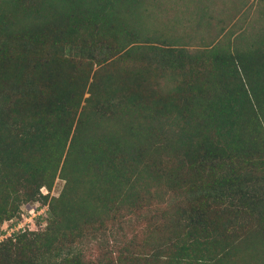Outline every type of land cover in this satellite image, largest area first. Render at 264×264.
Instances as JSON below:
<instances>
[{
  "label": "trees",
  "instance_id": "trees-1",
  "mask_svg": "<svg viewBox=\"0 0 264 264\" xmlns=\"http://www.w3.org/2000/svg\"><path fill=\"white\" fill-rule=\"evenodd\" d=\"M139 1L4 0L22 9L35 43L44 27L59 22L69 67L54 72L42 56L29 75L22 62L7 75L8 86H0V237L22 201L47 200L41 189L66 180L49 203L44 230L27 226L0 239V264H246L248 257L264 264V26L247 45L241 37L194 50L150 39L132 45L138 34L125 12ZM16 23L0 17L1 36L17 30ZM86 28L113 39L77 46ZM134 51L151 52L155 67L184 96L143 101L139 83L115 88L114 75L101 70L88 87L95 64ZM14 54L24 58L0 49V62ZM134 78L147 79L141 69ZM162 159L174 172L162 168ZM186 189L191 197L167 212L161 244L141 256L122 245L105 251L101 263L87 257L82 242L105 213L123 207L131 213L151 194L164 198Z\"/></svg>",
  "mask_w": 264,
  "mask_h": 264
},
{
  "label": "rangeland",
  "instance_id": "rangeland-1",
  "mask_svg": "<svg viewBox=\"0 0 264 264\" xmlns=\"http://www.w3.org/2000/svg\"><path fill=\"white\" fill-rule=\"evenodd\" d=\"M262 2L261 0H140L132 12H125V18L129 21V29L138 34L133 35L134 44L132 45L147 44L150 39L151 43L162 46H186L194 50L210 47L217 39L226 45L232 44L240 40V37L243 38V44L247 45L257 39L264 26V17L260 12ZM2 16L11 20L17 19L19 23H16L17 30L11 34L5 36L0 34V49L8 47L19 51L24 58H17L14 54L9 58L10 60L0 62V86H8L10 77L7 79V75L16 73L22 62H24L26 74L29 75L34 69V61L42 56L50 59L49 64H52L54 72H65L68 69L67 56L64 53L67 49L65 48L67 43L64 41L66 36L61 31L59 22L44 27L40 31L43 35L42 42L35 43L28 37V33L34 30V27L23 20L21 8L14 6V3L8 4L0 0V17ZM200 21L201 25L197 23ZM222 27H224L223 30H221ZM82 36L84 40L82 42L77 40V46L91 47L93 43H101L104 38L113 39H111V32H106L101 37L92 33L90 28H86ZM81 55L82 52L79 49L73 51L76 59H79ZM119 56L120 54L109 59L106 65L95 64L90 74L88 87L94 80V75L100 79L97 71L101 70V76L106 73L114 75L115 88L120 83L121 87L134 89L138 87L134 82L139 83L141 88L138 90L143 101L180 100L184 96L183 93L174 89L177 83L155 67L151 52L134 51L128 57L117 61ZM140 69L144 71L147 78L144 83L134 78V74L139 73ZM162 160V168L166 167L167 171L174 172L170 160ZM65 188L66 180L58 177L53 188L50 191L47 189L49 193L47 200L39 198L33 202L30 201V204L39 203V209L44 206L43 214L35 219L37 230L46 228L51 216L48 205L52 200L59 198ZM183 193L170 192L164 198L153 197L151 194L150 199L131 213L126 207L119 212L105 213L104 223L97 224L99 226L95 229L98 230L88 228V236L82 242L87 257L96 263H101V256L105 251L117 250L122 245L130 247L132 254L136 256L149 252L152 246L161 244L168 233L167 224H170L171 219L167 212L172 211L178 200L185 201V198L191 197L187 189ZM28 205L27 201H22L20 210L13 219L24 222L25 219L21 214L26 212L23 209ZM2 230L7 233L5 228ZM3 238L7 237H0V239ZM131 263L132 261L129 264ZM133 263H137V260L134 259ZM246 264H257V262L248 257Z\"/></svg>",
  "mask_w": 264,
  "mask_h": 264
},
{
  "label": "built area",
  "instance_id": "built-area-1",
  "mask_svg": "<svg viewBox=\"0 0 264 264\" xmlns=\"http://www.w3.org/2000/svg\"><path fill=\"white\" fill-rule=\"evenodd\" d=\"M41 190L44 194L48 193V190L46 187H43ZM39 206H40L39 203H33L23 209L26 211L25 213L22 214L23 218L25 219L24 222H21V221L19 222L14 219L10 221H6L3 227V229L5 228V230L7 231L5 236L11 235L14 231L26 228L27 226L34 227L35 219L41 216L44 212V206L40 207V209H39ZM29 216H30V219H28ZM28 220L30 221L29 223H28Z\"/></svg>",
  "mask_w": 264,
  "mask_h": 264
}]
</instances>
